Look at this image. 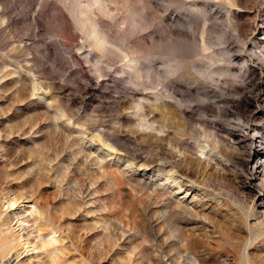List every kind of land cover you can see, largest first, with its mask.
I'll return each instance as SVG.
<instances>
[{
	"label": "rangeland",
	"instance_id": "obj_1",
	"mask_svg": "<svg viewBox=\"0 0 264 264\" xmlns=\"http://www.w3.org/2000/svg\"><path fill=\"white\" fill-rule=\"evenodd\" d=\"M262 166L264 0H0V264H264Z\"/></svg>",
	"mask_w": 264,
	"mask_h": 264
},
{
	"label": "bare ground",
	"instance_id": "obj_2",
	"mask_svg": "<svg viewBox=\"0 0 264 264\" xmlns=\"http://www.w3.org/2000/svg\"><path fill=\"white\" fill-rule=\"evenodd\" d=\"M254 131V130H253ZM261 172L262 173H264V166H262L261 167ZM171 200V199H170ZM172 202H174L173 200H172ZM166 204V203H165ZM169 204V206L171 207L170 208V210H172V213L170 214V215H173L174 217H176V216H178V215H180L181 216V214H183L184 216H187L189 219H192L193 218V220H194V224L195 225H193L194 226V229H196V230H198L201 226L199 225V223H201V221H202V219L203 218H201V216H200V218L198 217L199 215H196V214H194V211L192 212V209H190V208H188V207H186V205H185V203L183 202V201H178V203H177V207H172L173 206V203H168ZM177 208V209H176ZM196 212V211H195ZM182 215V216H183ZM190 221V220H189ZM192 221V220H191ZM158 222V221H157ZM156 222V223H157ZM180 222V221H179ZM183 222V221H182ZM205 222V221H204ZM142 224V223H141ZM179 224V223H178ZM177 224V225H178ZM204 224V223H203ZM153 225V224H152ZM156 225V224H155ZM180 225V224H179ZM154 227V226H153ZM176 227H178V226H176ZM180 227V228H179ZM176 230H173L172 232V236H174L175 238L177 237V238H179L182 242H184L185 244L187 243L188 244V239L187 238H185V237H183L182 235H181V229L183 228V225H181V226H179ZM174 229V228H173ZM148 230V229H147ZM193 230V229H192ZM157 231V230H156ZM158 232H160V231H158ZM155 233V232H154ZM196 233V232H195ZM162 234V233H161ZM198 234V233H197ZM157 235V234H156ZM196 235V234H195ZM157 237H159V235L157 236ZM173 237V238H174ZM193 237V236H192ZM195 237V240H197V242H196V244H198V243H200V242H203V241H201L202 239H201V237L199 236V235H196V236H194ZM199 237H200V239H199ZM155 237H152V239H154ZM160 238V237H159ZM150 239V238H149ZM152 239H150V240H152ZM191 239V238H190ZM153 241V240H152ZM189 242H191V241H189ZM153 244H154V242H153ZM191 245L192 244H195V243H190ZM208 245V244H207ZM193 246V245H192ZM191 246V247H192ZM205 246V245H204ZM180 247H181V245H180ZM190 247V248H191ZM207 247V246H206ZM158 248V247H157ZM192 248H194V247H192ZM177 249H180V248H177ZM202 249V248H201ZM190 250V249H189ZM212 251L213 249H211V247H207V248H205V251ZM176 251V250H175ZM178 251V250H177ZM181 251V250H180ZM193 251H194V249H193ZM200 251V250H199ZM194 252H196V251H194ZM191 253H192V251H191ZM208 253V252H207ZM211 253V252H210ZM178 254V253H177ZM177 254L175 253L174 255H171V256H169L170 257V260L172 261L171 263H173V264H181V263H179V261H178V257H177ZM190 254V253H189ZM193 254V256H194V253H192ZM197 254V253H196ZM203 254H205V253H203ZM200 255V254H199ZM198 255V256H199ZM202 255V254H201ZM209 255V254H208ZM190 256V255H189ZM206 256V255H205ZM204 256V257H205ZM200 257V258H199ZM199 257H195L193 260H194V264H204V263H206L205 262V258H202L201 256H199ZM207 257V256H206ZM188 258V257H187ZM190 259V258H189ZM207 259V258H206ZM187 260V259H186ZM192 260V259H191ZM186 262V261H185ZM191 263V262H190ZM187 264V263H186ZM193 264V263H192Z\"/></svg>",
	"mask_w": 264,
	"mask_h": 264
}]
</instances>
